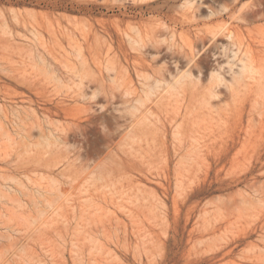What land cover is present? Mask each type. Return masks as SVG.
Wrapping results in <instances>:
<instances>
[{"label":"rangeland","instance_id":"374dc122","mask_svg":"<svg viewBox=\"0 0 264 264\" xmlns=\"http://www.w3.org/2000/svg\"><path fill=\"white\" fill-rule=\"evenodd\" d=\"M200 1L195 12H185L180 9L183 0H0V132L8 130L5 137L0 133V264H264V96L244 88L234 98L223 89L224 98L213 101L214 107L222 106L215 110L202 104L199 87H188L161 95L134 118L119 114L125 96L132 99L139 95L143 90L140 84L144 87L163 64L168 68L164 77L171 80V74L185 70L198 76L194 63L200 60V81L206 87L211 72L219 64L225 68L231 59L225 34L230 29L246 44L252 43L257 59L264 63V46L255 38L257 31L264 30V19L253 22L247 18L256 0ZM241 15L246 18L243 23ZM136 28L152 37L154 44L157 37L174 33L171 51L156 43L164 58L152 61L156 48L149 47L142 54L138 50L141 45L130 41L136 37ZM211 30L221 34L217 45L204 54L211 45ZM150 43L147 39L145 47L153 45ZM80 52L92 65L84 77V83L91 84L85 95H91L98 85L105 91V98L99 97L93 105L81 103L71 91L82 79ZM109 61L114 71L107 72L104 67ZM55 79L62 80L65 88L54 87ZM102 125L108 126L106 133ZM51 129L57 135L61 132V139L77 152L31 147L40 142V132L46 135ZM93 134L103 139L93 140ZM22 138L23 144L17 145ZM91 142L99 143L96 147L100 150ZM16 153L21 156L15 160ZM179 164L185 165L183 171ZM18 185L23 186L22 191ZM54 194L61 197L54 199L56 204L51 203ZM15 198L21 201L17 203ZM242 205L251 206L250 211L244 209L245 215ZM121 207L122 211L118 210ZM41 208H47V213L39 211ZM235 219H240L236 221L239 226ZM124 228L127 231L123 232ZM89 251L94 255L91 262Z\"/></svg>","mask_w":264,"mask_h":264},{"label":"bare ground","instance_id":"6f19581e","mask_svg":"<svg viewBox=\"0 0 264 264\" xmlns=\"http://www.w3.org/2000/svg\"><path fill=\"white\" fill-rule=\"evenodd\" d=\"M182 1V0H181ZM199 1L200 0H197V5H199L200 3H199ZM210 1V0H209ZM208 1V2H209ZM211 1H214V0H211ZM224 1V0H223ZM235 1H237V0H235ZM148 2V1H147ZM161 2V1H160ZM201 2V1H200ZM207 2V3H208ZM218 2V1H217ZM205 3V2H204ZM207 3H205V4H207ZM210 3V2H209ZM161 4V3H160ZM180 4V3H179ZM204 4V5H205ZM215 4V3H214ZM155 6V5H154ZM175 6H177V5H175ZM207 6V5H206ZM217 6V5H216ZM240 6V5H239ZM253 7H255L253 10H252V8H251V12L249 13V14H247L248 16H247V18L249 19V20H251V21H253V22H257V21H261V20H263L264 19V2L262 1V0H256V3H255V6L254 5H252ZM251 6V7H252ZM242 7H243V5H242ZM178 8H179V6H178ZM237 8V7H236ZM235 9V8H234ZM241 9V8H240ZM243 9H245V7L243 8ZM249 9H250V7H249ZM248 9V10H249ZM58 10V9H57ZM88 10V9H87ZM227 10V9H226ZM242 11V10H241ZM244 11V10H243ZM246 11H247V9H246ZM70 12V11H69ZM75 12V11H74ZM195 12V11H194ZM205 12H206V10H205ZM209 12V11H208ZM238 12V11H237ZM151 13V12H150ZM70 14H71V12H70ZM200 14V13H199ZM209 14V13H208ZM224 13H222V15H223ZM227 14V13H226ZM240 14V13H239ZM161 15V14H160ZM200 15H202V14H200ZM211 15H212V13H211ZM16 16V15H15ZM238 16V15H237ZM244 16V15H243ZM243 16L241 15L240 17H242V20H241V22L243 21V20H245V19H243ZM4 17V16H3ZM2 17V18H3ZM221 17H223V16H221ZM220 17V18H221ZM245 17V16H244ZM201 18V17H200ZM210 18V17H209ZM216 18V17H215ZM227 18V17H226ZM232 18V17H231ZM229 19V18H228ZM1 20V19H0ZM232 20H234V18L232 19ZM231 20V21H232ZM169 21V20H168ZM215 21V20H214ZM236 21H239V20H236ZM236 21H233V22H236ZM5 22V21H4ZM240 22V23H241ZM250 22V21H249ZM252 22V23H253ZM202 23V22H201ZM243 23V22H242ZM230 24H231V22H230ZM236 24H237V22H236ZM239 24V23H238ZM246 24V23H245ZM244 24V25H245ZM254 24V23H253ZM164 25V24H163ZM241 25V24H240ZM239 25V26H240ZM243 25V24H242ZM241 25V26H242ZM248 25H250V24H248ZM7 26V25H6ZM168 26V25H167ZM227 26H229V24L227 25ZM2 27V26H1ZM172 27H173V25H172ZM179 27V26H178ZM245 27H247L246 25H245ZM251 27V26H250ZM131 28V27H130ZM1 29V28H0ZM32 29H34V28H32ZM61 29V28H60ZM87 29V28H86ZM133 29V28H132ZM182 29V28H181ZM226 29V28H225ZM259 29V28H258ZM35 30V29H34ZM230 30H232V31H230ZM228 32H225V34H226V37L228 38V40H229V45H230V48H231V51H229V52H231L232 54V56H231V59L229 60V61H227L226 62V64H225V62H223V64H225L226 65V67L224 68L223 67V65L221 66L220 64H219V67H218V69H214L213 70V72H211V74H210V78H211V75L212 74H217L219 77H222V80L220 81V83L223 85V87H221L220 89H218L217 90V92H218V95H220V97H222V90L224 89V90H226V92H228V94H230L231 96H233L234 98L236 97V96H238V94H239V92H241L244 88H248L249 90L250 89H252V90H254L255 89V91L258 93V95L260 96V97H263L264 96V63H260V61L257 59V52H256V50H255V48L253 47V44L252 43H249V44H246L245 43V41L243 40V39H241L240 37H239V35L236 33V32H234L233 31V29H230ZM251 30H252V28H251ZM132 31V30H131ZM252 31H254V30H252ZM29 32V31H28ZM223 32V31H222ZM5 33V32H4ZM36 33V32H35ZM133 33H134V29H133ZM9 34V33H8ZM32 34V33H31ZM135 34H136V37H130V41H132V42H134L135 44H137V45H142V46H146V44H147V39H148V41H150L153 45H156V43H157V41H155V44L152 42V37H148L147 35H144V33H143V31L141 30V29H138V28H136L135 29ZM221 34V33H220ZM219 32H217V31H213V30H211V31H209V41L211 42V45H209V47L208 48H206V50L204 51V54H206L207 52H211V50H212V48L213 47H215L216 45H217V43H218V40H219ZM5 35V34H4ZM35 35H37V34H35ZM127 36V38H128V35H125V37ZM40 37V36H39ZM173 37H174V39L176 38V36H175V34L173 33ZM68 38V37H67ZM163 38V37H162ZM226 38V39H227ZM256 40H258V43H260L261 45H263L264 46V30H259V31H257V33H256ZM42 39V38H41ZM224 39H225V36H224ZM128 41V40H127ZM220 42V41H219ZM222 42V41H221ZM38 43H40V42H38ZM130 43V42H129ZM150 43V44H151ZM173 43H175V42H173ZM224 43V42H223ZM178 44V43H177ZM180 45V44H179ZM185 45V44H184ZM207 45V44H206ZM257 45V44H256ZM45 46V44L43 45V47ZM183 46V45H182ZM262 46V47H263ZM70 47V46H69ZM72 47V46H71ZM172 47H174L173 45H172ZM175 47H177V45L175 46ZM205 47V46H204ZM203 47V48H204ZM261 47V46H260ZM188 48V47H187ZM264 48V47H263ZM71 49V48H70ZM225 49V48H224ZM227 49V48H226ZM72 51H73V48L71 49ZM179 50V49H178ZM202 50V49H201ZM260 50V49H259ZM80 51V50H79ZM82 51V50H81ZM183 51V50H182ZM156 55H158L159 56V58L160 59H163L164 58V56H163V54H162V51H161V49L159 48V47H156ZM46 53V52H45ZM73 53V52H72ZM71 53V54H72ZM79 53V52H78ZM203 53V52H202ZM201 53V54H202ZM226 53V52H225ZM31 54V53H30ZM75 54H77V53H75ZM212 54V53H211ZM210 54V55H211ZM229 54V53H228ZM155 55V54H154ZM209 55V54H208ZM209 55V56H210ZM207 56V55H206ZM63 58V57H62ZM73 58H74V56H73ZM111 58V57H110ZM212 58L214 59V57L212 56ZM64 59V58H63ZM75 60H76V57L74 58ZM79 59L81 60V62H80V66L79 67H81L82 69H80V70H82L83 71V73L81 74V72H80V76L82 77V79L85 77V76H87V71L88 70H90L91 69V67H92V65H91V62L88 60V59H86V58H84V54H82V52H80V54H79ZM195 59V58H194ZM29 60V59H28ZM67 60H69V59H67ZM165 61H166V58L164 59ZM163 60V61H164ZM189 60V59H188ZM32 61H34V58H33V60ZM38 61V60H37ZM41 61V60H40ZM57 61V60H56ZM170 61V60H169ZM192 61H194V60H192ZM2 62V61H1ZM36 62V61H35ZM34 62V63H35ZM42 63H43V61H41ZM70 62V61H69ZM170 62H172V61H170ZM215 62V61H214ZM221 62V61H220ZM10 63V62H9ZM9 63H7V64H9ZM13 63V62H12ZM11 63V64H12ZM31 63V62H30ZM38 63V62H37ZM36 63V64H37ZM72 63V62H71ZM107 63V65L106 66H104V67H106V69H107V72L108 71H114L115 69H114V67H113V65H112V61H109V62H106ZM105 63V64H106ZM10 64V65H11ZM46 64V63H45ZM16 65V64H15ZM43 65H44V63H43ZM218 65V64H217ZM17 66V65H16ZM16 66L15 67H12V69L14 70V69H16ZM32 66V65H31ZM34 66V65H33ZM76 66V65H75ZM173 66V65H172ZM42 67V66H41ZM49 68H50V66H48ZM103 67V66H102ZM194 67L198 70V76H195L193 73H192V70H190L189 72H191L192 74H193V76L195 77V78H197V79H200L201 78V75H202V67L200 66V60H196V62L194 63ZM1 68V67H0ZM18 68V67H17ZM32 68V67H31ZM43 68V67H42ZM48 68V69H49ZM183 68V67H182ZM22 68H21V66H20V68H19V70L18 71H20ZM33 69V68H32ZM41 69V68H40ZM39 69V70H40ZM74 69V68H73ZM209 69H210V66H209ZM208 69V70H209ZM16 70V71H17ZM44 70V69H43ZM42 70V71H43ZM77 70V69H76ZM75 70V71H76ZM104 70H105V68H104ZM174 70V69H173ZM211 70H212V68H211ZM5 71V70H4ZM12 71V70H11ZM33 71L35 72V69H33ZM42 71L41 72H39V74L40 75H42L41 73H42ZM45 72H46V68H45V70H44ZM50 71H51V69H50ZM53 71V70H52ZM51 71V74L53 73ZM67 71H69V70H67ZM210 71V70H209ZM223 71V72H222ZM14 72H15V70H14ZM73 72V71H72ZM245 72H247V76H244V73ZM25 73V72H24ZM44 73V72H43ZM75 73V72H74ZM45 74V76L44 77H46V76H50V75H47V73H44ZM54 74H55V72H54ZM141 75L143 74V73H140ZM171 74V73H170ZM195 74H197V72L195 73ZM102 75V74H101ZM113 75V74H112ZM178 75V74H177ZM43 76V75H42ZM54 76V75H53ZM57 76V75H56ZM108 76V75H107ZM144 76V75H143ZM176 76V75H175ZM103 77V76H102ZM171 77H173V74H171ZM170 77V78H171ZM50 78H51V76H50ZM148 78V77H147ZM166 80H169L168 78H166V77H164ZM48 79V78H47ZM116 79V78H115ZM141 79V78H140ZM144 79V78H143ZM51 80V79H50ZM54 80V79H53ZM55 80H57V79H55ZM110 80H111V78H110ZM113 80H114V78H113ZM112 80V81H113ZM60 81H62V80H60ZM205 81V80H204ZM115 82V81H114ZM113 83V82H112ZM54 84V87H55V82L53 83ZM52 84V85H53ZM141 85V87L143 88V86H142V84H140ZM139 85V86H140ZM144 85V84H143ZM213 86H215V84L213 85ZM113 87V86H112ZM65 88V87H64ZM62 89V88H61ZM67 89V88H66ZM114 90H115V88H114ZM141 90V89H140ZM69 91V90H68ZM72 91V90H71ZM89 91V90H88ZM132 93H134V92H132ZM59 94V93H58ZM138 94V93H137ZM226 94V93H225ZM60 95V94H59ZM180 96V95H179ZM224 96V95H223ZM131 97V96H130ZM222 98H224V97H222ZM228 99V98H227ZM125 100V99H124ZM213 103H215V102H213ZM254 103H255V101H254ZM176 104V103H175ZM79 105H81V104H79ZM255 106V105H254ZM253 106V107H254ZM257 106V105H256ZM253 107H252V109H253ZM258 107V106H257ZM259 107H260V105H259ZM13 108V107H12ZM214 109V108H213ZM26 110V109H25ZM31 111H32V109H30ZM101 110V109H100ZM207 110V109H206ZM215 110H216V108H215ZM214 110H212V112H213ZM15 112V111H14ZM17 112V111H16ZM33 112V111H32ZM106 111H104V113H105ZM263 112V111H262ZM261 112V113H262ZM109 112H107V114H108ZM35 114V113H34ZM106 114V113H105ZM257 114H258V112H257ZM19 115V114H18ZM30 115V114H29ZM28 115V116H29ZM112 114H110V116H111ZM103 116H105L104 114H103ZM21 117V116H20ZM107 117V116H106ZM112 117V116H111ZM111 117H109V119L111 118ZM155 117V116H154ZM6 118V117H5ZM29 118V117H28ZM15 119H17V118H15ZM23 119V118H22ZM101 119V118H100ZM113 119V118H112ZM37 120V119H36ZM115 120V119H114ZM159 120V119H158ZM12 121H14V120H12ZM38 121V120H37ZM52 121H54L55 122V119H52ZM57 122V121H56ZM105 122V121H104ZM251 122V121H250ZM254 122V123H253ZM29 123V122H28ZM28 123H27V125H28ZM45 123V125H46V122H44ZM57 123H59V122H57ZM66 123V122H65ZM63 124V123H62ZM136 124V123H135ZM252 124H256L255 123V120L253 119V121H252ZM39 125V124H38ZM51 125H52V123H51ZM54 125V124H53ZM67 124H65V126H66ZM50 126V125H49ZM55 126V125H54ZM113 126V125H112ZM27 127V126H26ZM47 127H48V125H47ZM51 127V126H50ZM49 127V128H50ZM108 127V126H107ZM21 128V127H20ZM68 128V127H67ZM256 128V127H255ZM1 129H3V125H2V128ZM15 129V128H14ZM57 129V128H56ZM65 129V128H64ZM63 129V130H64ZM112 129V128H111ZM4 130V129H3ZM43 130V129H42ZM52 130V129H51ZM6 131H8V130H6ZM5 131V132H6ZM52 131H54V130H52ZM59 131H60V129H59ZM5 132L3 133V131L2 132H0L1 134H3L2 135V137H5ZM25 132V131H24ZM31 132V131H30ZM45 132V131H44ZM64 132V131H63ZM17 133V132H16ZM49 133V132H48ZM47 133V134H48ZM61 132H59V136L61 135L60 134ZM26 134V133H25ZM39 134H41V135H39ZM38 135L41 137L42 135H44V133L42 134L41 132L39 133ZM46 134V135H47ZM56 134H58L57 132H56ZM101 134V133H100ZM99 134V135H100ZM104 134L105 133H103V135L102 136H104ZM176 134V133H175ZM179 134V133H178ZM6 135H7V132H6ZM20 135V134H19ZM27 135V134H26ZM25 135V136H26ZM30 135V134H29ZM28 135V137H27V139L30 137ZM94 135V134H93ZM98 135V134H97ZM39 136H38V138H39ZM95 136V135H94ZM101 136V135H100ZM101 136V137H102ZM128 136V135H127ZM126 136V137H127ZM174 136V135H173ZM178 136V135H177ZM177 136H174V138H176ZM180 136V135H179ZM178 136V137H179ZM9 137H11V136H9ZM92 137V136H91ZM99 137V136H98ZM97 136H95L94 137V139L93 140H95V138H98ZM13 138H15V137H13ZM32 138V137H31ZM37 138V139H38ZM100 138V137H99ZM101 139V138H100ZM103 139V138H102ZM101 139V140H102ZM23 140V138L21 139V140H17V142H18V144L17 143H14V142H16L15 140L13 141V143L14 144H17V145H19V142L20 141H22ZM29 140V139H28ZM33 140V139H32ZM39 140V139H38ZM89 141L90 140H92V138H90V139H88ZM92 140V141H93ZM98 140V139H97ZM124 140V139H123ZM137 139H135V141H136ZM140 140H142V139H140ZM177 140V139H176ZM196 140V139H195ZM12 141V140H11ZM27 140H25V144H28L27 142H26ZM88 141V142H89ZM194 141V140H193ZM197 141V140H196ZM24 142V141H23ZM23 142H20V145H22L23 144ZM77 142V141H76ZM94 142V141H93ZM93 142H91L92 144H95V143H93ZM96 142V141H95ZM98 142H99V140H98ZM97 142V143H98ZM141 143H142V141H140ZM1 143V142H0ZM3 143V142H2ZM7 143H10V142H8L7 141ZM6 143V144H7ZM198 143V142H197ZM6 144H4V145H6ZM24 144V145H25ZM33 144V143H32ZM35 144V143H34ZM99 144V143H98ZM98 144H95V147L96 146H99ZM199 144V143H198ZM30 145V144H29ZM28 145V146H29ZM84 145H87L86 143L84 144ZM12 146V145H11ZM32 146V145H31ZM90 146H91V144H90ZM149 146V145H148ZM8 147H10V145L8 146ZM14 147H16V146H14ZM24 147H26V145L24 146ZM92 147H94L93 145H92ZM91 147V148H92ZM100 147V146H99ZM99 147H96L97 149L99 148ZM123 147V146H122ZM28 148H30V147H28ZM13 149V148H12ZM23 149V148H22ZM37 149V148H36ZM89 149H90V147H89ZM94 149V148H93ZM96 149V150H97ZM189 149V148H188ZM187 149V150H188ZM196 149H198V147H196ZM1 150V149H0ZM4 150H6V151H8V149H4ZM3 149H2V151H4ZM10 150V149H9ZM19 150H21V149H19ZM19 150H18V152H19ZM24 150V149H23ZM92 150V149H91ZM99 150H100V148H99ZM190 150V149H189ZM241 150V149H240ZM239 150V151H240ZM90 151V150H89ZM193 151H194V149H193ZM23 152H26L25 150L23 151ZM23 152L21 151V153L23 154ZM187 152V151H186ZM186 152L184 151L183 153H185L186 154ZM195 152V151H194ZM7 153V152H6ZM20 153V152H19ZM17 154L16 153V156H14V158L15 157H17V158H15V160L16 159H18V156H21L20 154ZM89 153V152H88ZM93 153H94V151H93ZM189 153H191V150H190V152ZM188 153V155H192V154H189ZM240 153H241V151H240ZM240 153H238V154H240ZM28 154V153H27ZM90 154V153H89ZM92 154V153H91ZM91 154H90V156H91ZM184 154V155H185ZM193 155H195V154H193ZM7 156V155H6ZM75 157V156H74ZM195 157H197V155L195 156ZM200 156H198V158H199ZM9 158V157H8ZM183 158V157H182ZM182 158L180 157V160L182 161ZM186 158H189V157H186ZM13 159V158H12ZM11 159V160H12ZM202 159H204V158H202ZM93 160V159H92ZM179 159H178V161H180ZM189 160V159H188ZM192 160L194 161V157L192 158ZM180 161V162H181ZM183 161H184V159H183ZM182 161V162H183ZM187 161V160H186ZM193 161H190V162H193ZM12 162H13V160H12ZM93 162V161H92ZM179 162V163H180ZM205 163H206V161H205ZM203 164V163H202ZM187 165V164H186ZM204 165V164H203ZM179 166H181L180 164H179ZM185 166V165H184ZM184 166H181V170H182V167L184 168ZM205 166V165H204ZM178 167V166H177ZM175 168H176V166H175ZM207 168H208V166H207ZM177 169V168H176ZM176 171V170H175ZM183 171V170H182ZM189 171L190 170H188V173H189ZM180 172V171H179ZM179 172L177 173L178 175L177 176H180L179 175ZM37 173V172H36ZM93 173V172H92ZM92 173L90 174L91 176H92ZM150 173V172H149ZM12 175H14V174H11V176ZM34 175V174H33ZM49 175V174H48ZM8 175H6L5 177H7ZM155 176V175H154ZM159 176V175H158ZM4 177V176H3ZM44 177V176H43ZM48 177H50V179L52 178L50 175L48 176ZM165 177H166V175H165ZM182 177V176H181ZM9 177H7V179H8ZM12 178V177H11ZM26 178H28V177H26ZM183 178V177H182ZM6 179V180H7ZM12 179H14V176H13V178ZM15 179L17 180V178L15 177ZM31 179H32V177H31ZM54 179V178H53ZM52 179V180H53ZM91 178H89V180H90ZM178 179V178H177ZM5 180V181H6ZM8 180H10V178L8 179ZM55 180H57L56 178H55ZM100 180V179H99ZM35 181V180H34ZM59 181V180H58ZM88 181V180H87ZM87 181H85V183H87ZM100 181H102V180H100ZM30 182V181H29ZM74 182V181H73ZM77 182V181H76ZM182 182V181H181ZM193 182V181H192ZM256 182V181H255ZM11 183H13V182H11ZM22 185L24 184L23 182H20ZM36 183H38V181H36ZM60 183V182H59ZM75 183V182H74ZM176 183H177V181H176ZM191 183V182H190ZM233 183H234V181H233ZM260 183V182H259ZM33 184H35V183H33ZM54 183H53V181H52V185H53ZM63 184V183H62ZM94 184V183H93ZM142 184H144V183H142ZM249 184V183H248ZM251 184V183H250ZM249 184V185H250ZM22 185H20V187H19V185H18V189H20L21 188V186ZM49 185V184H48ZM48 185L46 186V187H48ZM67 185V184H66ZM252 185H253V183H252ZM15 186H17V184L15 185ZM38 186H40L39 188L41 189V185H38ZM69 189L72 187L70 184H69ZM181 186V185H180ZM216 186V185H215ZM228 186V185H227ZM254 186V185H253ZM263 186V185H262ZM261 186V187H262ZM23 187V186H22ZM51 187H53V186H50V189H53L54 190V188H51ZM60 187V186H59ZM66 187V186H65ZM82 187V186H81ZM81 187H79V188H81ZM114 188H115V186H113ZM177 189H178V187L177 186H175ZM78 188V189H79ZM103 188H105L104 186H103ZM110 188V187H109ZM255 188V187H254ZM32 189V188H31ZM180 189V188H179ZM243 189V188H242ZM11 190V189H10ZM21 191H22V188L20 189ZM33 190V189H32ZM59 190H61V188L59 189H57V192L59 191ZM65 190H67V189H65ZM87 190V189H86ZM124 190V189H123ZM123 190H121V191H123ZM138 190H139V188H138ZM264 190V189H263ZM0 191H1V189H0ZM19 191V190H18ZM68 191V190H67ZM117 191V190H116ZM115 191V192H116ZM211 191V190H210ZM236 191L237 190H235V193H236ZM2 192V191H1ZM20 192V191H19ZM45 192V191H44ZM57 192H55V194L57 193ZM60 192V194H61V197H62V193H61V191H59ZM95 192H97V191H95ZM175 192H177L176 190H175ZM182 192V191H181ZM181 192L179 193V194H181ZM247 192V191H246ZM4 193V192H3ZM36 193V192H35ZM87 194V192H82V194ZM112 193V192H111ZM127 193H128V191H127ZM5 194H8V193H6L5 192ZM23 194H24V192H23ZM47 194H48V192H47ZM46 194V195H47ZM54 194V196H55V198H54V196H52L53 197V202H51L52 204H56V202H57V200H59V199H61V197L59 198V197H57L56 195ZM58 194V193H57ZM109 194V193H108ZM108 194H107V197H108ZM228 194V193H227ZM234 194V193H233ZM232 194V195H233ZM240 194V193H239ZM30 195V194H29ZM59 195V194H58ZM74 195V194H73ZM72 195V196H73ZM118 195V194H117ZM224 195V194H223ZM231 194H228V196H230ZM9 196V195H8ZM8 196H6V197H8ZM11 196V195H10ZM38 196V195H37ZM71 196V195H70ZM69 196V198H71ZM115 196V195H114ZM124 196H125V194H124ZM250 196V195H249ZM16 197V196H15ZM43 197V196H42ZM41 196H39V198L38 199H40V198H42ZM47 197H48V195H47ZM47 197L45 198L46 200H47ZM51 197V198H52ZM56 197L58 198L56 201L54 200V199H56ZM111 197H113V196H111ZM181 197V196H180ZM214 197H216L215 195H214ZM50 198V199H51ZM217 198V197H216ZM219 198V197H218ZM217 198V199H218ZM231 198H233V196L231 197ZM240 198V197H239ZM246 198V197H245ZM3 199V198H2ZM13 199V198H12ZM15 199H17V198H15ZM14 199V200H15ZM44 199V198H43ZM42 199V200H43ZM44 199V200H45ZM49 199V200H50ZM236 199V198H235ZM243 199V198H242ZM1 200V199H0ZM26 200V199H25ZM29 200V199H28ZM31 200V199H30ZM45 200V201H46ZM86 200V199H85ZM85 200H83L84 201V204L85 203H87L88 201H86L85 202ZM113 200V199H112ZM111 199H110V201H112ZM121 200V199H120ZM213 200V199H212ZM227 200V199H226ZM244 200V199H243ZM242 200V201H243ZM248 200V199H247ZM251 200V199H250ZM260 200H262V199H260ZM7 201V200H6ZM17 203H19V201H21V200H19V199H17V200H15ZM32 201V200H31ZM30 201V203H32ZM35 201V200H34ZM44 201V202H45ZM51 201H52V199H51ZM54 201H55V203H54ZM70 200H68V202H69ZM91 201V200H90ZM90 201H89V203H90ZM104 201H106L105 199H104ZM119 201V200H118ZM127 201V200H126ZM140 201V200H139ZM147 201V200H146ZM237 201V200H236ZM246 201V200H245ZM9 202H10V200H9ZM26 202V201H25ZM40 202H42V201H40ZM47 202V201H46ZM132 202V201H131ZM216 202H218V201H216ZM252 202H253V200H252ZM252 202H249V203H252ZM259 202V201H258ZM94 203V202H93ZM211 203H213V202H211ZM211 203H209L210 205H211ZM227 204H229L228 202H226ZM246 203V202H245ZM248 203V202H247ZM246 203V204H247ZM255 204H256V202H254ZM263 203H264V201H263ZM35 204V203H34ZM42 204V203H41ZM44 204V203H43ZM42 204V205H43ZM88 204V203H87ZM129 204V203H128ZM136 204V203H135ZM134 204V205H135ZM223 204V203H222ZM233 204L235 205L236 203L235 202H233ZM232 204V205H233ZM4 205V204H3ZM39 204L37 203V206H38ZM131 205H132V203H131ZM214 205H216V204H214ZM234 205H233V207H234ZM240 205V204H239ZM254 205V204H253ZM263 205V204H262ZM36 206V207H37ZM49 207H50V205H48ZM99 206V205H98ZM206 206H209L208 204L206 205ZM236 206V205H235ZM4 207V206H3ZM6 207V206H5ZM9 207V206H8ZM45 207H46V204H45ZM229 207V206H228ZM245 208L247 207V205L246 206H244ZM249 207V206H248ZM248 207L246 208V209H248ZM251 207V206H250ZM249 207V208H250ZM140 208H141V206H140ZM144 208V207H143ZM230 208H231V205H230ZM242 208H243V205H242ZM245 208H243L242 210H243V214L246 212L244 209ZM13 209V208H12ZM49 209H51V207L49 208ZM48 209V210H49ZM58 209H59V207H58ZM58 209H57V211L56 212H58ZM81 209H82V207H81ZM101 209H103L102 207H101ZM124 210H127V209H125V208H123ZM235 209V208H234ZM239 209V208H238ZM255 209V208H254ZM85 210V209H84ZM84 210H81V212H82V214H84ZM118 210H121L122 211V207L120 208V209H118ZM228 210H229V208H228ZM231 210H233V208L231 209ZM241 210V211H242ZM249 210V209H248ZM247 210V211H248ZM36 211H38V210H36ZM39 211H45V209L43 208V210H42V208L39 210ZM46 211H47V208H46ZM45 211V213H47ZM109 211V210H108ZM113 211V210H112ZM235 211H236V209H235ZM250 211V210H249ZM248 211V212H249ZM81 212H79V213H81ZM97 212V211H96ZM110 212V211H109ZM216 212L218 213L219 212V210L217 211L216 210ZM221 212V211H220ZM20 213V212H19ZM44 213V214H45ZM112 213V212H111ZM121 213V212H120ZM132 212L130 211V214H131ZM207 213H209L208 211H207ZM230 213V212H229ZM18 214V213H17ZM30 214V213H29ZM39 214V213H38ZM41 214H43L42 212H41ZM125 214V213H124ZM129 213H128V215H124V216H129L130 215ZM166 214V213H165ZM219 214V213H218ZM217 214V215H218ZM4 215V214H3ZM19 215V214H18ZM22 215H24V214H22ZM21 215V216H22ZM79 215V214H78ZM95 215V214H94ZM206 215V214H205ZM245 215V214H244ZM38 216V215H37ZM42 216V215H41ZM79 216H81V215H79ZM242 216V215H241ZM248 216V215H247ZM246 216V217H247ZM4 217H5V215H4ZM25 217H26V215H25ZM35 217V216H34ZM40 217V215L38 216V218ZM43 217V216H42ZM145 217V216H144ZM16 218H18V217H16ZM37 218V219H38ZM80 218V217H79ZM83 217L81 216V218L79 219V220H81ZM238 218V217H237ZM6 219H8V218H6ZM10 219V218H9ZM8 219V220H9ZM35 219V218H34ZM36 219V220H37ZM40 219V218H39ZM38 219V220H39ZM118 219H119V217H118ZM118 219L117 220H115V221H117L116 223H118ZM130 219V218H129ZM132 219V218H131ZM135 219V218H134ZM147 219V218H146ZM211 219V218H210ZM240 219H243V218H241L240 217ZM239 219V220H240ZM28 220H30V219H27V221ZM36 220H34V223L36 222ZM37 220V221H38ZM78 220V221H79ZM124 220V219H123ZM238 219H235L233 222H235L236 223V221H237ZM238 220V221H239ZM11 221L12 220H10V223H11ZM7 222V221H6ZM13 222V221H12ZM29 222V226L31 227V226H33V225H30V223H32V221H28ZM120 222V221H119ZM151 222V221H150ZM218 222V221H217ZM9 223V222H8ZM7 223V224H8ZM67 223V222H66ZM76 223H78V222H76ZM97 223V222H96ZM132 223V222H131ZM44 224V223H43ZM125 224V225H124ZM124 224H123V226H126V222H124ZM142 224V223H141ZM234 224V223H233ZM35 225V224H34ZM76 225V227L75 228H77V226L79 227V223L78 224H75ZM137 225V224H136ZM231 227L233 226V225H231V223L229 224ZM236 225H238L239 226V224H237L236 223ZM139 226V225H138ZM238 226H237V228H238ZM15 227H17V226H15ZM19 227V226H18ZM105 228H107V226H105ZM121 228V227H120ZM234 228H236V226L234 227ZM32 229V228H31ZM38 230V229H37ZM74 229H72V231H73ZM103 230H105V229H102V232H103ZM116 230V229H115ZM124 231L123 232H125V230H126V228H124L123 229ZM234 230V229H233ZM19 231V230H18ZM24 231H26V230H24ZM81 231V230H80ZM117 231V230H116ZM127 231V230H126ZM134 231V230H133ZM226 231H228V230H226ZM230 231V230H229ZM28 232V231H27ZM76 233L77 232H79V230L78 231H75ZM108 232H110V231H108ZM223 232V231H222ZM80 233V232H79ZM82 233H84V232H82ZM141 233V232H140ZM140 233H138L139 235H140ZM227 233V232H226ZM226 233H224L225 235H226ZM27 234V233H26ZM103 234V233H102ZM117 234H118V232H116V237H118L119 236V234H118V236H117ZM125 233H123V235H124ZM128 234V233H127ZM223 234V233H222ZM77 235H79L78 233H77ZM105 235V234H104ZM221 235V234H220ZM220 235L218 236V238H220ZM26 236V235H25ZM24 236V237H25ZM134 236H136V235H134ZM227 236V235H226ZM31 237V236H30ZM73 237H75L76 238V236H73ZM143 238V237H142ZM141 238V239H142ZM228 238V237H227ZM42 239V238H41ZM109 239V238H108ZM117 239H119V238H117ZM116 239V240H117ZM124 239H127V238H125L124 236H123V240ZM217 238H215L214 240H216ZM229 239V238H228ZM262 239V238H261ZM264 239V238H263ZM94 241H95V239H93ZM93 240H91L92 242H94ZM109 240H111V239H109ZM120 240V239H119ZM145 240V239H144ZM224 240V239H223ZM29 241V240H28ZM112 241V240H111ZM142 241V240H141ZM217 241H218V239H217ZM222 241V240H221ZM226 241V240H225ZM81 241H79V243H80ZM98 242V241H97ZM113 242V241H112ZM122 242H124V241H122ZM143 242V241H142ZM215 242V241H214ZM214 242H213V244H214ZM219 242V241H218ZM223 242V241H222ZM74 243H75V241H74ZM125 243V242H124ZM198 243V242H197ZM216 243V242H215ZM97 244V243H96ZM95 244V245H96ZM26 242H25V244L22 246L23 248H26ZM124 245V244H123ZM145 245H147V244H145ZM199 245H200V242H199ZM25 246V247H24ZM75 245H73V247H74ZM214 246V245H213ZM216 246V245H215ZM30 247V246H29ZM42 247H43V245H42ZM96 247H97V245H96ZM32 249H33V247H31ZM105 248V247H104ZM124 248H126L127 249V247H124ZM138 248H140L139 247V245H138ZM42 249V248H41ZM25 250V249H24ZM93 250H95L96 251V249L94 248ZM128 250V249H127ZM140 250V249H139ZM144 250V249H143ZM19 252H21L20 251V249L18 250ZM29 251V250H28ZM43 251V250H42ZM71 251V250H70ZM204 251H205V249H204ZM249 251V250H248ZM261 251V250H260ZM264 251V250H263ZM44 252H45V250H44ZM89 252H91V251H89ZM94 252V251H93ZM100 252V251H99ZM147 252V251H146ZM149 252V251H148ZM207 252H208V250H207ZM262 252V251H261ZM25 253H27V251L25 252ZM49 253H50V251H49ZM101 253H103V250H102V252ZM141 253V252H140ZM89 254V253H88ZM92 252H91V257H88V259H89V261L91 260V258L94 256H92ZM111 254V253H110ZM145 254V253H144ZM148 254H150V253H148ZM14 255H16V254H14ZM96 255V254H95ZM98 255V254H97ZM146 255V254H145ZM55 256V255H54ZM101 256V255H100ZM18 257H20V256H18ZM60 257V256H59ZM240 257V256H239ZM52 258V257H51ZM118 259V258H117ZM97 260V259H96ZM111 260V259H110ZM112 260H115V259H112ZM111 260V261H112ZM256 260H258V259H256ZM261 261H262V259H261ZM8 262V261H7ZM91 262V261H90ZM92 263H94V261H92L91 262V264ZM8 264V263H7ZM95 264V263H94Z\"/></svg>","mask_w":264,"mask_h":264},{"label":"clouds","instance_id":"9594fccd","mask_svg":"<svg viewBox=\"0 0 264 264\" xmlns=\"http://www.w3.org/2000/svg\"><path fill=\"white\" fill-rule=\"evenodd\" d=\"M197 5V0H183V3L180 5V9L185 12H192L195 10ZM174 37L171 34H168L165 38L157 37V45L160 47H166L168 51H171L170 45L173 43ZM157 45L150 46H139L138 50L144 54L145 49L152 47L156 48ZM152 61L159 59L158 55L151 57ZM168 71L167 64H163L160 67H157V72L154 76L145 81L143 90L139 95L132 99H128L125 96L126 103H123L120 107L122 111L119 110L120 115H127L130 118L136 117L147 105L149 102L157 99L164 94H176L183 91L188 87H199L202 90L201 101L202 104L207 108H219L213 106V101H219L221 99L218 95L217 90L223 87L220 83L222 77H219L217 74H212L209 83L206 87L201 85L200 79H197L189 71L179 72L178 75L173 76L171 80H166L164 78V73ZM244 76H247V72L244 73ZM84 79H81L80 83L72 86V91L75 97L83 104L93 105L96 103L99 97L105 98V91L101 85H98L97 89L91 93V95H85V89L89 84L84 83ZM55 83L63 88L65 87L64 83L60 80H56ZM215 84V86H213ZM226 104V103H225ZM101 111L105 109V105L100 106ZM102 131L105 133L108 131L107 127L102 125ZM39 143L32 145L31 147L40 148L46 151L52 150H67L71 149L77 152V149L73 146L68 145L64 140L61 139L59 135L54 131H49L47 135H42L39 138Z\"/></svg>","mask_w":264,"mask_h":264}]
</instances>
